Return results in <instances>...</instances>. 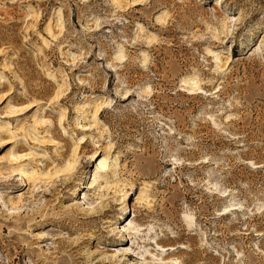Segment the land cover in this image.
I'll list each match as a JSON object with an SVG mask.
<instances>
[{"label":"rangeland","instance_id":"obj_1","mask_svg":"<svg viewBox=\"0 0 264 264\" xmlns=\"http://www.w3.org/2000/svg\"><path fill=\"white\" fill-rule=\"evenodd\" d=\"M0 264H264V0H0Z\"/></svg>","mask_w":264,"mask_h":264},{"label":"bare ground","instance_id":"obj_2","mask_svg":"<svg viewBox=\"0 0 264 264\" xmlns=\"http://www.w3.org/2000/svg\"><path fill=\"white\" fill-rule=\"evenodd\" d=\"M221 3H222V1H220V3H216L215 4V6H219V5H221ZM239 20V19H238ZM238 24V23H237ZM225 26V25H224ZM235 29V28H234ZM258 50V49H257ZM256 51V50H255ZM220 57V56H219ZM218 59V58H217ZM198 89H200V88H198ZM31 98V97H30ZM26 99H29L28 98V96L26 97ZM33 104V103H32ZM32 104H30V105H28V107H17V108H14V109H12V108H10L11 110H10V112H11V114H13V117L12 118H16V117H20V116H22L23 114H25L26 112H28L29 110H31L32 108H34V106L33 107H31V105ZM106 107V106H105ZM98 113V112H97ZM97 113L95 114V117L94 118H96L97 116ZM96 120V119H95ZM15 158V160H19V159H22V157L20 158V157H14ZM97 158H99V156L97 157ZM111 158V157H110ZM109 156H107V155H104V157H102V158H100V159H97V160H94L93 162L96 164V167H95V169H96V173H95V175H94V178H93V183H92V185L91 186H88V190H91V189H94L95 187H93V184L94 183H97L99 180H104L105 181V183L108 185V184H110V179H111V177H109V175H110V172H109V163H108V161H109ZM74 166V165H73ZM72 169H74V167H72V164L69 166V167H67L66 169H64V170H62V172H70ZM13 171L14 172H16V176H18V175H20L23 179H25V176H26V173H24V172H22V169H18V167H16L15 169H13ZM72 172H74V171H72ZM71 173V172H70ZM115 173V172H114ZM58 173H56V175H57ZM74 174V173H73ZM73 174H71V175H73ZM39 176H42V174L41 175H39ZM44 176H48L49 177V175H44ZM32 178H34V176L32 177ZM40 179H41V177H40ZM8 181H11V179H9ZM8 181H4V182H8ZM85 188V187H84ZM141 196V195H140ZM142 197V196H141ZM125 211L127 210V208L126 209H124ZM128 214V213H127ZM132 223L133 222H131L130 223V225L132 226ZM133 230H135V229H133Z\"/></svg>","mask_w":264,"mask_h":264}]
</instances>
